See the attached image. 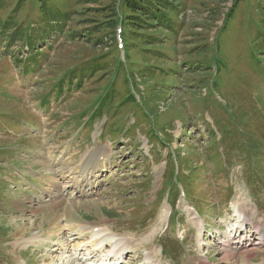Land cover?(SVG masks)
<instances>
[{
    "label": "rangeland",
    "instance_id": "374dc122",
    "mask_svg": "<svg viewBox=\"0 0 264 264\" xmlns=\"http://www.w3.org/2000/svg\"><path fill=\"white\" fill-rule=\"evenodd\" d=\"M172 2L179 5L177 26L171 32L154 30L163 45H147L149 36L131 39L136 63L125 66L117 34L120 27L124 41V27L113 23L122 10L119 0H5L0 12V264H57L62 248L53 249L63 243L51 242L74 237L67 234L76 222L97 224L101 218L135 246L122 259L125 264H146L142 252L153 246L163 249L160 255L166 253L171 264H197L196 251L186 250L196 242L185 203H193L204 223L224 232L233 225L228 198L239 192L250 203L245 210L264 226V0ZM6 20L10 23L2 27ZM96 37L103 43H95ZM147 63L160 71L145 69ZM100 95H106L101 111L108 115L103 129L105 119L92 118ZM95 125L100 131L92 138ZM102 144L110 155L101 161H108L107 168L97 171L100 190L79 199L89 207L70 218L62 189L74 191L82 157ZM220 146L227 171L218 165L220 153H214ZM166 153L174 172L184 174L182 181L194 178L189 187L197 186L194 199L178 198L172 224L167 203L150 211L171 162ZM60 201L66 207L58 232L48 234L51 206ZM163 206L168 213L160 222ZM178 225L187 228L183 243L175 237ZM39 234L43 243L19 250ZM208 251L213 264H264V244L233 249L214 241Z\"/></svg>",
    "mask_w": 264,
    "mask_h": 264
},
{
    "label": "bare ground",
    "instance_id": "6f19581e",
    "mask_svg": "<svg viewBox=\"0 0 264 264\" xmlns=\"http://www.w3.org/2000/svg\"><path fill=\"white\" fill-rule=\"evenodd\" d=\"M10 82V81H9ZM176 114V113H175ZM98 128V126H97ZM99 132V128L98 130L96 131V134ZM103 145V144H102ZM101 145V146H102ZM34 150V149H33ZM108 150V147L103 145L102 147L94 150V151H90V152H87L86 155L84 157H82L83 160L82 161V164H83V173H82V179H81V182L85 180V177L86 175H89V174H92L93 172H96V171H104L105 168L104 167H101V169L97 166L99 164V162H101L102 160H106V157L107 159L109 158V153L107 154L106 151ZM83 155V154H82ZM71 160V159H70ZM46 162V161H45ZM106 162V161H105ZM108 165V163H107ZM49 169V168H48ZM47 169V170H48ZM159 170V169H158ZM22 173V172H21ZM49 176V175H48ZM47 176V177H48ZM22 177V176H20ZM62 179V178H61ZM113 180V179H112ZM51 181V180H50ZM70 182V181H69ZM51 184V183H50ZM156 185V184H155ZM68 186H65L62 191H63V195H66L67 197L66 198V201L69 203L68 207L66 208V215H69L70 218H72L73 214H75V212L79 209V208H87L89 206H87V204H83L81 201L79 202H73L71 201L73 199V197H78L79 195H83V194H89V195H93L95 190L97 189L98 187V182L96 183H92V180L91 181H88L86 180L85 183H76V187H74V191L73 192H69V190L67 189ZM100 190V189H99ZM61 192V190H60ZM40 193V192H39ZM78 195V196H77ZM75 199V198H74ZM73 199V200H74ZM42 201V200H41ZM30 203V202H29ZM90 203V202H89ZM51 205V204H50ZM50 205H49V208H50ZM54 206H56V208L54 209ZM65 205H63V202L60 201L59 203H56L54 204L53 206H51V214H52V218L49 217V215H47L48 218H51L50 219V229L47 233L48 234H52V233H55V232H58V221L60 219V215H61V210H62V207L64 208ZM48 207V206H47ZM66 207V206H65ZM239 208H237L236 210H238ZM65 211V210H64ZM167 208H165L164 206L161 208L160 212H159V221L161 222V220L163 221L164 219H161V218H164L166 216V214L168 213L167 212ZM65 213V212H64ZM194 219H195V216L193 215L192 216ZM166 218V217H165ZM102 219V218H101ZM99 219L97 220V224L95 222L90 223V225H83L80 223L82 221H79V222H76L77 224H75L76 226H73L71 227L70 230H73L71 233H68L67 235L68 236H74V238H82L86 233H89V238L90 240L93 239V238H99V237H103V238H100L99 241L97 242L96 246L93 248V249H90L88 248L87 246H90V245H85V252H86V255H94V251L95 250H98L99 252L101 251H104L105 249L107 250H111L113 253L111 254L110 258L109 259H113V260H116V262H112L113 264H117L119 263L120 260L123 259L124 255H128L129 253L133 252L134 251V247L129 245V242L128 240H120V238L118 236L115 235V233L113 234L112 232L108 231L109 228H105V225H103L102 222H104L105 220L104 219ZM238 220L240 219V224L238 225L239 227H242L243 224H245L244 228H246V224L248 223V218H247V221L245 220L244 218V215L243 214H238ZM73 220V219H72ZM128 220V218H127ZM99 221V222H98ZM100 221H102L100 223ZM106 222V221H105ZM158 223L161 224V223ZM164 222V221H163ZM247 222V223H246ZM83 223H87L86 222H83ZM187 223V222H186ZM238 224V223H237ZM45 225V224H44ZM98 225H102L101 226H98ZM63 226H66V224H63ZM104 226V227H103ZM237 226V227H238ZM76 227V228H75ZM157 227V226H156ZM237 228L236 225L234 226V224L232 226H229V229L230 231L233 229V228ZM96 228V229H95ZM63 229V228H62ZM48 230V229H47ZM153 230V229H152ZM161 231V230H160ZM154 232V231H153ZM25 233V232H24ZM150 233V232H149ZM152 233V232H151ZM150 233V234H151ZM153 234V233H152ZM20 236H22L21 234H19ZM40 235H43V234H39V238H35V237H31V239H28L26 241V243L20 247V251L21 249H24V248H27L28 246H37V244H41L43 243V239ZM58 235V234H57ZM120 235V234H119ZM37 236V235H36ZM54 236V235H53ZM18 237V236H16ZM38 237V236H37ZM88 237V236H86ZM129 237V236H128ZM42 239L39 240V239ZM108 238V240H107ZM38 239V240H36ZM113 239V240H112ZM23 240V238H22ZM77 241V239H75ZM112 240V241H110ZM130 240V239H129ZM233 240V241H232ZM14 241V240H13ZM72 240L71 239H64L62 240L61 242H51L52 244H60V243H63V245H61L63 250H65L66 248H68V246H75V252L74 254H77L79 255L81 251H83L84 249L82 248L84 245L83 244H80V243H70ZM132 241V240H131ZM223 241H232V243H239V240H234L233 237L230 236V234H225V237L223 238ZM21 242V241H20ZM20 242H19V246H20ZM79 242V241H77ZM131 243V242H130ZM78 244V245H77ZM133 244V243H132ZM22 245V244H21ZM136 245V244H134ZM14 247V246H13ZM8 248V247H7ZM60 248H54L53 250H57V249H60ZM33 250V249H32ZM109 250V251H110ZM137 250V249H136ZM71 250L65 252V251H62L60 250V255H62L59 259V262H57V264H71V263H76V264H93L94 262L91 261L89 263H84L85 261H87V259H84L82 260L81 258H78L77 256L76 257H73L72 254H71ZM48 252V251H47ZM143 253V252H142ZM157 253V250L155 251H151V252H148L147 256H146V260H147V264H155V260L153 259L155 254ZM33 254V253H32ZM145 254V255H146ZM85 255V254H84ZM83 255V256H84ZM129 256V255H128ZM196 257V256H195ZM115 258V259H114ZM137 258V257H136ZM247 258V257H246ZM52 259V258H51ZM54 260V259H53ZM57 260V258H56ZM89 260V259H88ZM23 261V259H22ZM98 262V261H97ZM246 262V260H245ZM56 263V262H54ZM22 264H26L24 263V261L22 262ZM131 264V263H130Z\"/></svg>",
    "mask_w": 264,
    "mask_h": 264
},
{
    "label": "trees",
    "instance_id": "16d2710c",
    "mask_svg": "<svg viewBox=\"0 0 264 264\" xmlns=\"http://www.w3.org/2000/svg\"><path fill=\"white\" fill-rule=\"evenodd\" d=\"M119 1L121 2L122 10L118 15L114 14V16L116 17L113 20V23L115 25L119 23L124 27L123 28L124 57L126 61L123 64L125 66H129L136 63L135 60L130 56L131 47L129 42L131 41V39H133L135 36L137 37L149 36L148 40H145L147 45L151 43H155V45L157 44L163 45V42H159V40H156L158 38H156L152 33L159 28L162 30L167 29L168 30L167 32L173 31L174 26L175 27L177 26V24L174 21H175V16L178 12L177 10L179 9V5L173 3L172 2L173 0H119ZM19 3H17V5L15 6V10L18 9ZM4 5H5V0H0V12L4 10ZM169 12L172 13L171 16H169ZM109 22L112 24L111 21ZM8 23H10L8 20L4 21L2 27L6 26ZM113 26L111 25V27ZM150 39H153V41ZM95 43H103V42L99 37H96ZM118 65L119 67L121 66L120 63ZM189 65L190 64H186L185 67L189 68ZM147 68L159 69L160 71V68L158 66L155 65L152 66L151 64L148 65V63L145 69ZM120 69L122 71H125L126 68L123 69L120 67ZM84 71H85L84 67H82V69L80 68V75ZM172 71L177 72V70H172ZM131 73L133 74V72ZM162 73L165 72L162 71ZM166 75H168V73ZM72 78H74V76H72ZM103 98H106V95H104ZM103 98L100 97L99 99L103 101ZM214 153L217 154L216 148L214 150ZM185 161H190V160H185ZM172 178H174V176L171 171L169 175V182H172ZM191 194H192V188H189L187 195L189 196Z\"/></svg>",
    "mask_w": 264,
    "mask_h": 264
}]
</instances>
